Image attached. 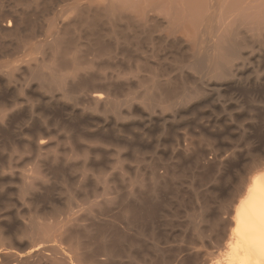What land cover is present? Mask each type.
<instances>
[{
    "label": "bare ground",
    "instance_id": "1",
    "mask_svg": "<svg viewBox=\"0 0 264 264\" xmlns=\"http://www.w3.org/2000/svg\"><path fill=\"white\" fill-rule=\"evenodd\" d=\"M209 1L75 0L72 4L59 7L48 25L39 28L37 19L47 15L58 0H21V8L11 6L0 18V48L10 46L13 51L9 56H14L13 60L0 61L1 106H16L18 101L14 97L9 104L4 103V97L9 93L32 98L35 104L29 110L36 113L45 126V132H50L49 125L71 130L77 133L79 141L95 142L103 148L120 144L119 132L124 131L127 125H133V122L125 124V120L133 121L139 110L138 104L142 105L143 113L137 119L146 126L159 122L163 131L170 124L176 135L186 136L189 127L199 130V133L210 126L216 127L219 116L203 120L201 114H195L193 122L185 124L181 121L186 112L196 113L197 108L209 101L215 94L210 92L212 90H231L234 104L241 109L238 112L246 113L248 122L253 126L258 121L264 124V72L250 79L243 75L242 70L231 67L233 61L242 56L247 41L223 35L218 43L217 36L213 34L222 24L216 25L215 20L204 19L205 6ZM257 1V7L251 9L252 3ZM260 8L262 11H258ZM219 9L220 16L245 11L249 15L251 11L254 15L260 13L264 18V0H223ZM207 39H212L211 44L206 45ZM261 41L262 45L255 55L264 62V36ZM194 42L195 50L188 52ZM30 51L39 56L33 63L26 58ZM88 56H91L89 59L93 66L102 61L101 65L112 67L115 81H105L98 88L91 89L100 75L84 71L92 66L87 64L85 58ZM23 64L28 74L19 81L17 75L22 71ZM65 68L73 72L62 74ZM139 71L144 73L139 75ZM133 73L141 84V90L123 92L125 81ZM191 73L206 80L198 82L197 76H194L196 83L191 81L190 85ZM251 92L258 95L252 97ZM220 106L224 110L226 104ZM74 114L83 118L77 129L74 125L76 121L74 124L70 121ZM16 115L17 111L13 110L2 118V144L12 142L11 132H5L4 127L13 122ZM226 116L230 123L236 119L231 113ZM37 126V123H28L31 129ZM106 126L117 133H112V129L106 138L98 137L97 131ZM245 129L242 136L247 141ZM43 136L40 131L37 133V143H42ZM206 140L210 141L209 138ZM141 145L135 142L131 150L136 157L144 158L148 151L145 145ZM185 145L182 151L187 153L191 145ZM182 155H185L184 158ZM150 156L149 171L137 172L136 184L128 188L129 198L121 206L123 226L117 224L121 222L119 219L116 222L97 218L90 225L73 230L72 234L88 240L83 258L66 254L54 246L47 254L40 249L18 257L15 264H28L30 260L32 264H39V259L63 264H138L139 256L150 248L147 241L162 239L158 229L163 224L171 195L179 193L176 183L182 177L191 176L200 184L211 182L218 185L224 182L228 185L232 182L231 175H226L215 161L206 159L204 151L199 149L190 154H177L173 164L165 162L164 155L156 152ZM194 167H197L196 171ZM53 172L56 177H64V172L57 168ZM35 187L24 185L20 191L27 193ZM43 187L38 197H30L32 202L39 199L51 201L53 187ZM213 187L204 189L202 194L194 187V197L188 200L192 207L188 226L193 231V237L197 240L210 237L218 247L216 251H206L211 257H207L208 254L202 262L194 264H264V165L242 179L234 194L236 198L230 203L220 202L216 194L218 190L215 193ZM224 210L226 215L222 216V213L220 216ZM36 222V219L27 221L25 230H35L38 227ZM195 243L190 249L199 254L200 247ZM154 245L158 262L165 264L169 260L168 254L165 255V249L156 243ZM177 264H186V260L180 259Z\"/></svg>",
    "mask_w": 264,
    "mask_h": 264
},
{
    "label": "rangeland",
    "instance_id": "2",
    "mask_svg": "<svg viewBox=\"0 0 264 264\" xmlns=\"http://www.w3.org/2000/svg\"><path fill=\"white\" fill-rule=\"evenodd\" d=\"M74 1L58 0V4H54L48 10L47 15L38 18L41 21L37 19L39 28L48 25L59 7L72 4ZM222 2L223 0L209 1L205 6L204 19L215 20L216 25L222 24V27L217 28L215 33L213 32V35L217 36L218 43L223 39V35H226L225 38H241L247 41V46L242 49V56L235 59L231 67L242 70L243 75L245 77L247 75L251 79L255 74L264 72V62L257 59L255 55L257 49L262 45L264 18L260 16V13L254 15L250 13L251 11L248 12L250 17L246 11V14L242 12V15L238 13L220 16L218 12ZM20 3L21 0H3L0 5V18L10 10L11 6L21 8L22 3ZM257 3L258 1L253 2L251 9L256 8ZM259 10L262 11L261 8ZM211 40L208 41L207 39L206 45L211 44ZM194 44L188 49V52L195 50L196 43L194 42ZM12 51L10 46L5 49L0 48V61L13 60L14 56H9ZM90 57L85 59L87 64L92 66L84 71L100 75L91 89L98 88L97 86L105 81H115V77L112 75V67L101 65L103 64L102 61H97L98 65L93 66ZM26 58L31 59L33 63L39 59V56L30 51L26 54ZM71 72L73 70L69 68L61 71L62 74L66 75ZM20 73L17 75L19 81L28 74L24 64ZM143 73V71L138 72L139 75ZM191 74L190 85L191 81L195 82L196 79L198 82L206 80L199 79L195 73ZM129 76V79L125 81L123 92L140 91L141 84L137 81L135 74ZM194 76L197 78L195 79ZM210 92H215L213 97L206 101L203 106L197 108L196 113L194 111L186 112L181 121L189 124L188 122H193L194 118L192 117H195V114L197 116L201 114L203 120H210L219 116L220 121L216 127L210 126L203 133L189 127L186 130V136L183 134L176 135L175 129L170 124H167V130L163 131L159 122H153L148 126L142 123L137 119L143 113L142 105L136 103L139 110L133 121L125 120V124L133 122L134 126L130 125V128L127 125L124 131L119 132L121 135L119 136L120 144L108 145L106 148L100 147L95 142L79 141L77 133L74 131L70 130L69 132L61 128H53L52 125L48 126L50 132H45V126L42 125L36 113L31 112V109L29 110L30 106L35 104L32 98L9 93L4 97V103L9 104L13 97L18 102L16 106L7 105L6 107L1 106L2 100L0 98V124L2 118H6L13 110L17 111L18 114L16 115L17 120L13 118V122H8L4 127L5 132H11L12 142L2 144L0 139L1 264H15L16 258L40 249L44 251V254L50 253L54 246L59 247L66 254L83 258L82 254L87 248L88 240L84 236H75L72 231L81 226L90 225L95 219H107V221L111 219L122 223L120 211L123 207V201L126 202L129 198L128 188L136 184L137 172L149 171L151 166L149 161L152 160H150V155L153 152L164 155V161L173 164L177 154H190L196 149L204 151L206 159L215 161L216 166L223 168L222 170L226 175H231L232 182L228 185L225 184L226 186L224 182H221L219 187V184L212 185L211 182L200 184L196 178L193 180L191 176L182 177L176 183L179 193L171 195L168 208L165 209L166 216L163 224L158 229L159 233L162 234V239H149L147 241L150 248H147L146 253L139 256L138 264H160L154 243L158 247H162L163 250L165 249V255L168 254L169 260L165 264H177L180 259H185L186 264L202 262L203 258H206L204 256L209 254L207 252L216 251L218 249L217 244H214L209 239L210 237H203L198 240L193 237V231L188 226V219L192 213V207L188 204V200L194 197V187L198 188L202 194L205 193L204 189H210L212 186L215 187H213L215 193L218 190L216 194H218L219 201L230 203L233 198L235 199L234 194L237 193L242 179L252 170L264 165V124H262L263 121H258L257 125L254 124L253 126L248 122L246 113L238 112L241 109L234 104L232 99L234 94L231 90L226 92L221 89ZM251 93L253 94L252 97L258 95L255 92ZM222 103L226 104L224 110L220 106ZM227 113L233 114L236 119L230 123L229 118H226ZM77 115L74 114L70 119L72 123L76 121L75 124L73 123L76 129L83 121V118ZM64 118L66 117L64 116ZM29 122L37 123V128H29ZM241 126L243 129L246 128L244 132L249 139L247 141L242 136L243 129ZM112 129V127L106 126L99 129L96 135L106 138L113 130L112 133H117L115 129ZM39 131L44 135L41 144L36 141ZM132 137L135 140H132ZM207 138L210 141H207ZM135 142H140L141 146L145 145L144 147L147 148L148 152L144 154V158L136 157L132 153L131 148ZM185 144L191 145L187 153L182 151L186 147ZM182 156L184 158L185 155ZM55 168L64 172L63 178L54 175L53 170ZM157 168L162 171L161 168ZM193 169L196 171L197 167ZM24 185L36 187L35 189L31 188L30 192L21 193L20 189ZM43 186L53 187L51 201L39 199L40 201L34 200L32 202L30 197L32 195L38 197L39 192L44 188ZM138 188L136 187V189ZM214 203L212 205H215ZM216 205L218 204L216 203ZM221 215L225 216L226 210L221 211ZM33 219L37 220L36 225L38 227L27 232L25 224ZM165 219L168 221L167 223ZM120 223L117 224L123 226V223ZM124 230L127 231L125 228ZM193 242H196L195 245L200 247L201 252L199 251V254H194L193 250L190 249ZM207 257H211V255L209 254ZM37 262L39 264H63L59 261H46L45 259H39ZM30 263L31 260L28 261V264ZM81 264H86V262Z\"/></svg>",
    "mask_w": 264,
    "mask_h": 264
},
{
    "label": "snow or ice",
    "instance_id": "3",
    "mask_svg": "<svg viewBox=\"0 0 264 264\" xmlns=\"http://www.w3.org/2000/svg\"><path fill=\"white\" fill-rule=\"evenodd\" d=\"M256 180H258V178H256ZM256 180H254V183L256 182Z\"/></svg>",
    "mask_w": 264,
    "mask_h": 264
}]
</instances>
